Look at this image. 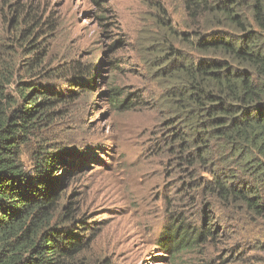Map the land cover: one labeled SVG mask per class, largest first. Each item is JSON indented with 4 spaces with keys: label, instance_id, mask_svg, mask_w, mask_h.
Segmentation results:
<instances>
[{
    "label": "rangeland",
    "instance_id": "374dc122",
    "mask_svg": "<svg viewBox=\"0 0 264 264\" xmlns=\"http://www.w3.org/2000/svg\"><path fill=\"white\" fill-rule=\"evenodd\" d=\"M159 6L177 30H201L185 0H0V57L20 68L8 91L17 96L21 82H34L60 97L44 138L70 151L79 170L67 194L97 235L85 253L92 264H264V215L226 208L200 185L187 186L172 155L146 49ZM31 33L37 56L47 57L25 73L21 45ZM113 89L125 100L119 108ZM21 161L32 166L30 147ZM172 221L186 226L180 231L203 226L213 235L173 253L162 245L173 242Z\"/></svg>",
    "mask_w": 264,
    "mask_h": 264
},
{
    "label": "trees",
    "instance_id": "16d2710c",
    "mask_svg": "<svg viewBox=\"0 0 264 264\" xmlns=\"http://www.w3.org/2000/svg\"><path fill=\"white\" fill-rule=\"evenodd\" d=\"M185 4L201 30H177L159 6L158 30L146 46L151 76L162 89L158 103L168 115L172 155L187 186L200 185L206 198L258 218L264 215V0ZM31 35L21 45L25 73L47 57L37 56ZM17 69V60L0 57V264H92L85 253L97 235L67 194L79 170L70 151L44 138L60 97L34 82H21L12 96L8 87ZM89 88L83 91L92 93ZM111 95L121 107L120 92ZM27 147L30 168L21 161ZM181 226L166 225L173 242L162 245L173 253L213 235L208 227Z\"/></svg>",
    "mask_w": 264,
    "mask_h": 264
}]
</instances>
